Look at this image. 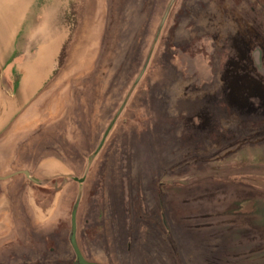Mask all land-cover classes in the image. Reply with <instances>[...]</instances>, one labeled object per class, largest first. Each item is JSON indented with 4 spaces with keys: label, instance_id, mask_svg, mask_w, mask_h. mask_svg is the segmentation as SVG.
<instances>
[{
    "label": "rangeland",
    "instance_id": "rangeland-1",
    "mask_svg": "<svg viewBox=\"0 0 264 264\" xmlns=\"http://www.w3.org/2000/svg\"><path fill=\"white\" fill-rule=\"evenodd\" d=\"M172 1H67L62 68L0 136V176L36 179H0V264H79L75 207L92 263L264 264V0Z\"/></svg>",
    "mask_w": 264,
    "mask_h": 264
},
{
    "label": "crops",
    "instance_id": "crops-1",
    "mask_svg": "<svg viewBox=\"0 0 264 264\" xmlns=\"http://www.w3.org/2000/svg\"><path fill=\"white\" fill-rule=\"evenodd\" d=\"M11 13L14 25L10 30L9 47L4 58L5 64L0 72V136L12 125L22 111L39 95L49 80L56 74L57 60L63 48L70 40V24L67 23L66 4L68 0H10ZM36 4L44 7V21L39 27H33L36 19L34 14ZM52 4L54 9L49 12ZM51 10V8H50ZM78 15L79 22L82 9ZM37 13H42L36 10ZM83 21V20H82ZM77 27V26H76ZM74 30V29H73ZM25 32L34 37L43 36L46 41L32 49L31 43L24 44V53H28L30 59H16L19 40ZM77 33L75 36L77 38ZM28 37V36H27ZM30 38V37H28ZM4 82L6 84H4ZM7 85V86H6ZM3 99L4 102H3ZM3 146V145H0ZM0 153V165L3 164Z\"/></svg>",
    "mask_w": 264,
    "mask_h": 264
},
{
    "label": "water",
    "instance_id": "water-1",
    "mask_svg": "<svg viewBox=\"0 0 264 264\" xmlns=\"http://www.w3.org/2000/svg\"><path fill=\"white\" fill-rule=\"evenodd\" d=\"M10 2H11L10 0H0V72H1V68L5 64V62L1 61V60L5 56L6 50L9 48L6 45V43L7 42L9 43L10 40H11L10 39V30H11V27L14 25L12 13H11ZM168 11L165 14V17L163 19V23L165 22V20H166V18L168 16ZM158 36H159V34L157 35V38H158ZM150 58H151V56H150ZM150 58L148 59L147 63L145 64V66H144L143 70L141 71L139 77L137 78L136 82H138L141 79L142 75L144 74V72H145V70H146V68L148 66ZM4 100L5 99H3V102H4ZM0 101H1V97H0ZM115 121H116V118L112 121L111 125L107 129L106 135H105V137L103 139V142H104L106 136L108 135V133L110 132L111 128L113 127ZM103 142H102V144H103ZM102 144L100 145L98 150L101 148ZM20 172H24L29 178H31L32 180L36 181V179L30 175V171L24 170V171H20ZM20 172H17V173H20ZM17 173H13V174H10V175H7V176H0V179H6L8 177H11V176L17 174ZM76 180L82 182L84 179L83 178H76ZM76 213H77V207H75L74 212H73V228H72L71 242H72V244H73V246H74V248L76 250V253H77V256H78V263L79 264H96V263H92V262L88 261L84 257V255L80 251L79 246L77 244V240H76V233H77L76 232L77 231L76 215L77 214Z\"/></svg>",
    "mask_w": 264,
    "mask_h": 264
},
{
    "label": "trees",
    "instance_id": "trees-1",
    "mask_svg": "<svg viewBox=\"0 0 264 264\" xmlns=\"http://www.w3.org/2000/svg\"><path fill=\"white\" fill-rule=\"evenodd\" d=\"M144 26V22L142 23V25H141V27H140V30H142V27ZM1 158H2V160L4 161V154L2 153L1 154ZM2 161V162H3ZM12 172H15V171H12ZM24 173V172H23ZM25 174V173H24ZM25 176H27L26 174H25Z\"/></svg>",
    "mask_w": 264,
    "mask_h": 264
},
{
    "label": "flooded vegetation",
    "instance_id": "flooded-vegetation-1",
    "mask_svg": "<svg viewBox=\"0 0 264 264\" xmlns=\"http://www.w3.org/2000/svg\"><path fill=\"white\" fill-rule=\"evenodd\" d=\"M144 144V143H143ZM146 148L145 147H143V150H145Z\"/></svg>",
    "mask_w": 264,
    "mask_h": 264
}]
</instances>
